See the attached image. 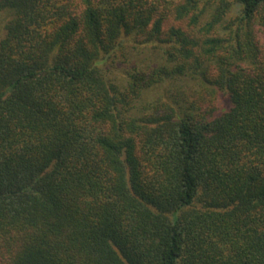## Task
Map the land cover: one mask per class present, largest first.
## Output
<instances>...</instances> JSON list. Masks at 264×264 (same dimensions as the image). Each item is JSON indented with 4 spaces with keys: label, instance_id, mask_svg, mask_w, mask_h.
<instances>
[{
    "label": "trees",
    "instance_id": "obj_1",
    "mask_svg": "<svg viewBox=\"0 0 264 264\" xmlns=\"http://www.w3.org/2000/svg\"><path fill=\"white\" fill-rule=\"evenodd\" d=\"M0 17V264H264V0ZM166 80L183 103L138 104Z\"/></svg>",
    "mask_w": 264,
    "mask_h": 264
},
{
    "label": "rangeland",
    "instance_id": "obj_2",
    "mask_svg": "<svg viewBox=\"0 0 264 264\" xmlns=\"http://www.w3.org/2000/svg\"><path fill=\"white\" fill-rule=\"evenodd\" d=\"M2 17H0L1 20ZM149 52H144L143 54L134 53L125 60L123 57H118L114 63V68L120 77H124L125 74L132 69V65H143L146 66L151 61L149 58L146 60ZM189 96V88L185 83L181 82H174L170 80H166L165 82H162L160 84H156L147 91H145L144 95L142 96V99L138 102V104H141L142 102L146 101H152L157 99H174L175 101L182 102L183 98H186V95ZM183 97V98H182ZM225 101L223 98L219 100V105L224 106Z\"/></svg>",
    "mask_w": 264,
    "mask_h": 264
}]
</instances>
